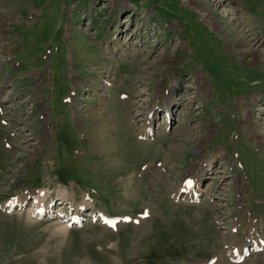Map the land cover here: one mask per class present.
Masks as SVG:
<instances>
[{
  "label": "rangeland",
  "instance_id": "rangeland-1",
  "mask_svg": "<svg viewBox=\"0 0 264 264\" xmlns=\"http://www.w3.org/2000/svg\"><path fill=\"white\" fill-rule=\"evenodd\" d=\"M263 54L264 0H0V264H264L230 252L264 239Z\"/></svg>",
  "mask_w": 264,
  "mask_h": 264
},
{
  "label": "bare ground",
  "instance_id": "bare-ground-1",
  "mask_svg": "<svg viewBox=\"0 0 264 264\" xmlns=\"http://www.w3.org/2000/svg\"><path fill=\"white\" fill-rule=\"evenodd\" d=\"M204 11L206 12V9H204ZM208 14H210V13H208ZM244 18L248 19V22H251V21H249V20H251V17L250 16H245ZM214 23H215V25H217V24L219 25L220 24L219 22H214ZM263 56H264V54H263ZM164 92H165L164 95L160 96V98L158 99V101H160V102L163 101V99L167 96L168 101H169L168 104H167V106H169L168 108H170L171 107V104H173L172 103L173 101H172L171 95H170V92L171 91H169L167 93V90H166ZM151 108H152V110L148 113V115H146V118H145L146 120L144 119V121H145V129H144L143 133H146V134L147 133L148 134L153 133V126H152L153 125V118H152V115H153V111H154V109L156 107L153 104V105H151ZM98 120L99 121L100 120H103V122H99V126L101 128V130L99 132V135H102V132L101 131H102V129H104V128L106 129L107 128L108 121L106 119H103L102 116H100V118H98ZM262 128H264V127L258 125V126H256L254 128V132L257 133L260 138H262L263 145H264V135L262 134L263 131L262 132L260 131V129H262ZM48 130H49V128H48V126H46L45 129H44V134H46L45 131H48ZM210 161H212V158L210 160H208L207 163H209ZM210 164H211V166H213V162H210ZM202 167H203V165L199 163L197 165L198 171ZM199 173H201V172L199 171ZM201 176H202V174H201ZM200 180H201V178L197 175V171H195L194 174L193 173L190 174V176L187 177V178H185L183 180V182H182L183 183V190H184L183 193L184 194L186 193L187 194L186 196H193V195L195 196V195H197V193L199 191L197 192L194 188H196L199 185ZM24 196H25L24 199L19 198V197H22V196H16L15 198L8 199V200H6V202L4 201V202L0 203V206H1V208L2 207L5 208L6 209V212L7 211L10 212L11 210H15L17 208L21 209L23 207H26V205H28V195L26 194ZM46 200H47V197H45V194L44 193L41 194L40 196H35L34 206L36 208V211H35V213L34 212L31 213V215L29 214L31 218H38L41 213H44L45 214L47 208H46V203H44V202H46ZM62 200H60V201H62V203H64V204L66 203V205L69 206L73 211H76L78 208L80 209V208H85L86 206H88L87 204L82 203V202L80 204L79 203H74L72 200H70L68 198L67 199H62ZM108 216L109 215L106 214L104 217H108ZM234 248H236V247H234ZM233 254L234 255H238L239 252H234Z\"/></svg>",
  "mask_w": 264,
  "mask_h": 264
}]
</instances>
